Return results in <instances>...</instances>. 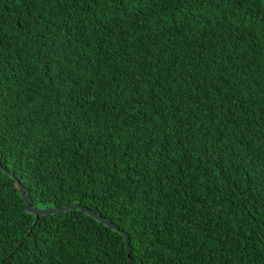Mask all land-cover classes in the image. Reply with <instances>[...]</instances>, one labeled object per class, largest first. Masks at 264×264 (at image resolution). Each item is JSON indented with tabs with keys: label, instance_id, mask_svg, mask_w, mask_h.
<instances>
[{
	"label": "trees",
	"instance_id": "16d2710c",
	"mask_svg": "<svg viewBox=\"0 0 264 264\" xmlns=\"http://www.w3.org/2000/svg\"><path fill=\"white\" fill-rule=\"evenodd\" d=\"M0 165L130 264H264V0H0ZM0 264H126L0 170Z\"/></svg>",
	"mask_w": 264,
	"mask_h": 264
},
{
	"label": "water",
	"instance_id": "95a60500",
	"mask_svg": "<svg viewBox=\"0 0 264 264\" xmlns=\"http://www.w3.org/2000/svg\"><path fill=\"white\" fill-rule=\"evenodd\" d=\"M0 170L5 172L6 174H8V176L14 180L16 188L18 190V193L24 202L25 210L34 215V220H36L39 215L53 214V213H57L59 211H63V210L71 209V208H76V209L82 211L83 213L91 216L92 218H94L96 221L100 222L104 226L109 227L110 229H112L115 232H118L122 236L124 248H125V253H126V264H130V257L128 255L129 254L128 236H127L126 232L120 230L114 223L109 221L107 218L99 215L98 213L94 212L93 210H91L85 206H82L78 203H70V204L65 205L63 207H45V208L32 207L29 205V200L25 194V190H24V187L22 186V184H20L18 182V180L14 177V175L11 172H8L1 165H0Z\"/></svg>",
	"mask_w": 264,
	"mask_h": 264
}]
</instances>
